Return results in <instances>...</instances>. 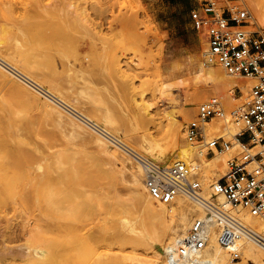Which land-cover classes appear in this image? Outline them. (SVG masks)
<instances>
[{
	"label": "rangeland",
	"instance_id": "rangeland-1",
	"mask_svg": "<svg viewBox=\"0 0 264 264\" xmlns=\"http://www.w3.org/2000/svg\"><path fill=\"white\" fill-rule=\"evenodd\" d=\"M245 1L255 18L251 29L264 33V14ZM196 6L197 0H0V56L94 120L108 117L115 135L150 157L142 137L157 123L165 135L176 118L197 121L199 104L215 95L200 94L206 75L196 55L207 41L191 21ZM30 84L0 63V264H147L175 222L146 205L143 170ZM234 96L230 114L249 91ZM186 106L189 117L182 116ZM226 126L220 122L214 133L234 141ZM215 156L196 153L202 179ZM3 234L12 235L6 245L14 254L2 250ZM251 260L243 256L238 264Z\"/></svg>",
	"mask_w": 264,
	"mask_h": 264
},
{
	"label": "built area",
	"instance_id": "built-area-1",
	"mask_svg": "<svg viewBox=\"0 0 264 264\" xmlns=\"http://www.w3.org/2000/svg\"><path fill=\"white\" fill-rule=\"evenodd\" d=\"M254 20L244 0H197V6L191 11L193 27L205 34L212 60L232 76L256 80L248 90L245 104L230 115L239 129L236 134L239 145L224 136L205 134L204 124L215 117L226 119L228 116L219 96L213 95L200 103L198 120L188 127L187 137L198 146L199 156L232 152L227 173L211 186L213 196L205 193L194 163L164 165L114 139L141 166L145 186L156 201L170 203L178 196H186L207 213V218H197L178 239L166 256L168 264H215L205 254L210 238L208 226L212 221L216 224L220 246L233 260L242 259L244 240L264 249V231L251 227L237 214L238 210L245 209L264 221V33L251 29ZM236 90L243 94L241 87L236 86ZM216 195L225 196L235 210L232 212L218 204Z\"/></svg>",
	"mask_w": 264,
	"mask_h": 264
},
{
	"label": "bare ground",
	"instance_id": "bare-ground-1",
	"mask_svg": "<svg viewBox=\"0 0 264 264\" xmlns=\"http://www.w3.org/2000/svg\"><path fill=\"white\" fill-rule=\"evenodd\" d=\"M250 2L252 3L254 10L260 16L264 14V7L262 6V4H260L259 0H250ZM252 27H253V25L251 26V28ZM38 31H40V28L38 29ZM36 35H38V34H35V37H36ZM203 37H205V36H203ZM37 39L40 40L39 35L37 36ZM205 40H206V37H205ZM0 41H2V40H0ZM205 54H207V56ZM196 59L200 62L201 70L206 75V85L204 88H202L200 90V94L202 96H204V95H207L208 93H214L216 96H219L221 101H222L223 106L228 111H230L229 109L232 108V105H233L234 101L236 100V98H234L236 86L241 87L242 91L244 93V92L248 91L250 89V87L256 82V80L254 78H246L245 80H241V79L236 80L235 78H240V77L232 76V75L228 74L226 72V70L224 69L226 72L225 73L223 71L222 67H220V65L214 66L212 64L213 60L210 57L209 52H208V45H206L205 50H204L202 55L201 54L196 55ZM210 60H211V62H210ZM2 62L7 68L10 69V71H12V73L19 75V77L23 78V80L25 79L26 82L28 81L29 83H31L33 85V87L35 86L37 88L36 90L40 89L43 92L46 91V93H48V96L50 95V97H52V100L54 99L55 101H57L60 104L63 103L62 105H64L65 108H67L68 110H70L74 114L78 115V117L81 118L82 122L88 128L97 130L99 132L98 136L101 137L104 141L110 142L113 145L118 146L116 143H114L115 142L114 139H118V140L124 142L125 144H127L122 138L115 135L111 131V129H109V125H111L112 122L110 121V119L108 117H104L103 119L99 120L100 122H102V124H101L100 122H98V121L94 120L93 118L89 117L88 115H86L84 112L76 109L70 103H68L63 98H61L59 95L53 93L48 88H45L40 83H38L36 80H34L32 77H30L28 74L22 72L14 64H12L11 62L5 60L4 58H2L0 56V63H2ZM118 71H120V70H118ZM141 105H144V108L147 109V106L144 103L143 104L141 103ZM186 108L187 109L183 110L182 116L189 117L191 115V112L188 109L189 107L186 106ZM227 113H228V116L226 119H222L220 117H215L210 122L204 124L205 134L208 137H210V136L211 137H214V136L226 137L224 134L216 135L214 133L220 128V122H223L225 125L228 124V126H226V128L228 130L226 132V135H229L234 140V142L239 145L240 142H239V140L236 139V134L238 133L239 129L236 126V124L234 123V121L232 120V118L230 117L231 114L229 112H227ZM150 115H151L150 111L147 110L146 116H149L151 118ZM189 125L190 124L186 123V122L181 123L179 121V119L176 118L175 121L173 123H171L169 131L165 135H162V130L160 128L161 125H160V123H157L156 130L150 132L147 136L142 137L141 142L139 143L140 148L145 153H147V155H149L151 158L161 162L164 165H174V164H177L179 162H185V163H188L189 165L194 163L197 166V167H195L196 173L198 174V178L202 182V186L204 188L205 193L208 194L209 196L210 195L213 196L211 186L213 183L217 182L222 175L224 176L227 173V171H228V160L225 157H226V155L232 156V152H217V153H215L216 156L211 161L209 160L210 163L212 164V170L210 171V173L207 176H205L202 179L201 178V171H202L201 164L198 161L194 162V157L196 156V153H198V148H197L198 146L195 145L194 143H192L187 137V131H188ZM229 125H231V126H229ZM107 146H109V145H107ZM118 147L121 148L120 146H118ZM236 149H237V147L234 150H236ZM129 157L134 162H136L131 156H129ZM171 158H173V159H171ZM205 158L207 159L206 156H205ZM125 166L127 167L126 164H125ZM140 168H141V166H140ZM141 170H142V168H141ZM143 175H144V173H143ZM132 176H133V179L135 182H140L138 177H137V172H135V171L132 172ZM144 179H145V176H144ZM203 181L206 183L212 182V181H214V182L210 185V187H206ZM142 183L144 184V188L148 192V190L145 186V181H143ZM214 197H215L214 198L215 201L218 204L222 205L227 210H230L232 212L235 210V208L225 198V196L216 195ZM186 198L189 199L186 196H178L174 201H172L170 203H162L161 202L156 207L153 203L154 198L151 196V194L148 192V194L145 196L146 205L148 206V208H150V210H153L156 213L160 214L163 217V219H165L166 221L172 220L175 222L173 227L168 228V230L166 232L165 240L162 242V244L160 245V248L158 250L153 251V254H152L150 260H148L147 264H168L167 260H166V256L171 250L174 249L178 239L187 233V231L190 229V227L193 225V223L195 222V220L197 218H207L206 211L202 208V206L199 203L189 199L190 200L189 202H191V204H193L195 207L191 206L190 204L182 201V199H186ZM237 214L241 219H243L251 227H254V228L258 227L260 230L264 231V221H261V220L257 219L256 217L252 216L248 212V210H245V209L238 210ZM59 228H61V230L65 231L66 233H68V236H70V230L67 229L66 226L64 227L63 225H61V226L59 225ZM216 229L217 228H216L215 222H213V221L210 222L209 226H208L210 238H209V243H208V249H207L205 254L210 256L214 260L215 264H238V262H240V261L233 260L230 255H229L230 257L228 256L229 253L227 251H225L220 246V244L218 242V232ZM141 231L142 230H139V232H141ZM11 237H12V235H7V234L2 235V240H3L2 250H10L14 254L13 248L6 245V243L11 239ZM75 241H76V238L74 239V237H69V244L70 245L76 243ZM242 243H243L242 248H241L242 259H243V256H245L249 259H252L251 260L252 262H253V260L254 261H262L264 259V249L263 248H261L259 246L261 248V250H258L257 247L255 246L256 243H254L250 240H244ZM227 258H229V260Z\"/></svg>",
	"mask_w": 264,
	"mask_h": 264
},
{
	"label": "crops",
	"instance_id": "crops-1",
	"mask_svg": "<svg viewBox=\"0 0 264 264\" xmlns=\"http://www.w3.org/2000/svg\"><path fill=\"white\" fill-rule=\"evenodd\" d=\"M175 1L177 2L178 0H175ZM180 2H182V0H180ZM152 11H153V13H154L155 16H159L160 12H159L158 9H156L154 7V5H152ZM190 17H191V15H190Z\"/></svg>",
	"mask_w": 264,
	"mask_h": 264
}]
</instances>
